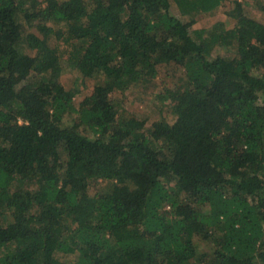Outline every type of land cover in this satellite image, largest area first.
I'll return each mask as SVG.
<instances>
[{
    "label": "trees",
    "instance_id": "trees-1",
    "mask_svg": "<svg viewBox=\"0 0 264 264\" xmlns=\"http://www.w3.org/2000/svg\"><path fill=\"white\" fill-rule=\"evenodd\" d=\"M221 5L232 27L190 29ZM255 8L0 0V264H67L56 251L75 264H264V2ZM63 61L96 81L77 106ZM156 76L181 82L168 91L174 119L146 126L112 94ZM99 178L112 184L91 193Z\"/></svg>",
    "mask_w": 264,
    "mask_h": 264
},
{
    "label": "rangeland",
    "instance_id": "rangeland-1",
    "mask_svg": "<svg viewBox=\"0 0 264 264\" xmlns=\"http://www.w3.org/2000/svg\"><path fill=\"white\" fill-rule=\"evenodd\" d=\"M241 1L249 4L250 9L253 10L251 11V14L255 12V7H258L259 4L264 2V0ZM170 11L174 16H177L184 21L189 19L187 16L181 15L173 3ZM216 23H221L222 26L226 28H230L234 25L233 20L225 14L223 5L219 6L213 12L198 14L195 22L190 26V29H208ZM60 47L62 53L65 54V43L61 42ZM65 58L66 55L63 56L64 61H66ZM64 61L62 62L59 80L66 89H77V92H75L76 94H74L73 97V103L77 106L84 97L91 93L96 81L82 78L76 67H73ZM180 83L181 82H175L165 76H156L153 81L149 82L147 85L139 83L130 86L123 92L116 90L112 94V98L116 101V103H118V105H120V109L125 110V112H123L124 115H128L129 113L133 114L138 118L145 120L146 126H149L150 123L160 115L165 117L168 121H173L174 116L171 107V94H168V91L177 88ZM111 184V181L99 178L91 183L89 191L91 193L94 191L102 192ZM167 209V205H165L163 210L166 211ZM198 249L200 251L207 249L206 243L200 244ZM54 255L56 258L66 262L67 264H75L76 258L74 255L62 254L58 251H56ZM259 261L260 260H257V262ZM258 264H260V262Z\"/></svg>",
    "mask_w": 264,
    "mask_h": 264
}]
</instances>
